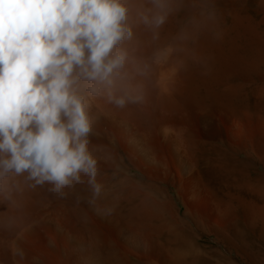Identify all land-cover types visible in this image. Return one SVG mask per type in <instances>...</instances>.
Wrapping results in <instances>:
<instances>
[{
    "label": "bare ground",
    "instance_id": "6f19581e",
    "mask_svg": "<svg viewBox=\"0 0 264 264\" xmlns=\"http://www.w3.org/2000/svg\"><path fill=\"white\" fill-rule=\"evenodd\" d=\"M180 1L154 29L167 9L127 0L117 84L144 99H92L94 177L0 176V264H264V15Z\"/></svg>",
    "mask_w": 264,
    "mask_h": 264
},
{
    "label": "clouds",
    "instance_id": "9594fccd",
    "mask_svg": "<svg viewBox=\"0 0 264 264\" xmlns=\"http://www.w3.org/2000/svg\"><path fill=\"white\" fill-rule=\"evenodd\" d=\"M152 4L167 10L141 19L158 29L173 9ZM128 18L127 0H0V176L26 174L31 187L60 193L96 175L92 99L118 108L144 99L117 84Z\"/></svg>",
    "mask_w": 264,
    "mask_h": 264
},
{
    "label": "rangeland",
    "instance_id": "374dc122",
    "mask_svg": "<svg viewBox=\"0 0 264 264\" xmlns=\"http://www.w3.org/2000/svg\"><path fill=\"white\" fill-rule=\"evenodd\" d=\"M177 1V0H176ZM248 1V2H247ZM178 2H181L180 0H178ZM182 2H186L185 0H182ZM201 2H203V1H201ZM242 2V1H241ZM244 2V3H243ZM242 3H243V5H245V3L247 4V6H246V9L243 7V5L241 6V8H242V10H243V12H245L246 13V11H247V9H248V13L249 14H251V16H254V17H261L262 16V14L264 15V10H262L260 7H258V10H256L257 9V6L255 5V2L254 1H252V0H246V1H243ZM251 3V4H250ZM248 4L250 5V6H248ZM249 7H250V9H249ZM253 9H252V8ZM261 9V10H260ZM251 12V13H250ZM256 15V16H255ZM222 259H224V258H222Z\"/></svg>",
    "mask_w": 264,
    "mask_h": 264
}]
</instances>
